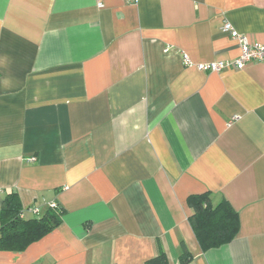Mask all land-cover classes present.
<instances>
[{
    "label": "crops",
    "instance_id": "crops-1",
    "mask_svg": "<svg viewBox=\"0 0 264 264\" xmlns=\"http://www.w3.org/2000/svg\"><path fill=\"white\" fill-rule=\"evenodd\" d=\"M226 21L264 44V0H0V206L14 190L25 218L63 211L0 264H180L181 245L264 264V61L182 63L236 57ZM204 192L240 220L206 251L187 204Z\"/></svg>",
    "mask_w": 264,
    "mask_h": 264
},
{
    "label": "trees",
    "instance_id": "trees-1",
    "mask_svg": "<svg viewBox=\"0 0 264 264\" xmlns=\"http://www.w3.org/2000/svg\"><path fill=\"white\" fill-rule=\"evenodd\" d=\"M187 204L193 213L188 218L193 233L202 251L218 248L231 242L240 228L237 211L222 199L217 204L211 201L210 193L189 195ZM23 207L16 191H7L0 206V250L22 251L50 233L61 223L60 209H48L41 216H21ZM180 264H188L191 255L181 245ZM144 264H169L163 251L149 258Z\"/></svg>",
    "mask_w": 264,
    "mask_h": 264
},
{
    "label": "built area",
    "instance_id": "built-area-1",
    "mask_svg": "<svg viewBox=\"0 0 264 264\" xmlns=\"http://www.w3.org/2000/svg\"><path fill=\"white\" fill-rule=\"evenodd\" d=\"M136 1V0H129ZM100 5L101 3L98 2ZM223 32H226L233 40H236L240 51L239 54L232 59H224V60H213L207 62L194 63L192 60L186 55L182 56V63L184 66H193L200 71L205 72H221L227 69L240 70L245 67L250 62H261L264 61V44L260 43H251L247 36L239 33L229 22H224L222 25ZM167 50V49H165ZM236 118V117H232ZM29 160H34V157H31ZM57 204L54 201L48 203V208H56ZM30 211L34 215H40V207L32 206L30 207ZM21 216L24 217V212L22 211Z\"/></svg>",
    "mask_w": 264,
    "mask_h": 264
}]
</instances>
